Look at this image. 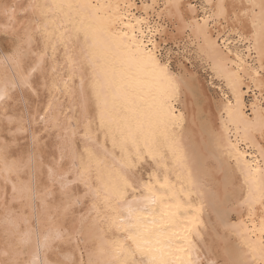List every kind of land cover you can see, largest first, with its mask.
Wrapping results in <instances>:
<instances>
[{"label":"snow or ice","instance_id":"obj_1","mask_svg":"<svg viewBox=\"0 0 264 264\" xmlns=\"http://www.w3.org/2000/svg\"><path fill=\"white\" fill-rule=\"evenodd\" d=\"M53 9H71L75 15L38 25L45 49L22 84L31 88L32 74L62 46L72 71L50 87L70 94L78 65L68 48L80 42V61L91 72L103 131L118 147L128 173L114 193L118 207L109 217L125 233L114 258L122 264H217L202 257L195 244L204 239L203 202L211 184L210 177L194 175L186 147L191 100L212 158L230 166L229 183L238 193L235 208L241 212L218 220L219 228L264 264V0H52L48 11ZM242 25L252 38L243 51L238 46L245 39ZM185 37L197 45L192 55L204 64L212 87L198 84L183 69L174 72L173 53L163 54L165 42L180 51L175 41ZM31 43L29 34L26 44ZM253 89L257 95L249 107L244 98ZM5 95L0 88V99ZM109 102L113 112L119 109L111 124L104 119ZM145 159L152 168L134 179L131 173ZM105 203L111 208L112 197ZM239 264L248 262L242 258Z\"/></svg>","mask_w":264,"mask_h":264},{"label":"bare ground","instance_id":"obj_2","mask_svg":"<svg viewBox=\"0 0 264 264\" xmlns=\"http://www.w3.org/2000/svg\"><path fill=\"white\" fill-rule=\"evenodd\" d=\"M51 3L52 0H38L37 6V0H0V88L6 89L0 99V121L7 120L8 132L29 131L31 140L14 154L2 133L6 125L0 122V264H122L114 257L125 233L112 226L109 217L118 207L114 193L122 186V176L128 173L121 166L118 147L103 131L91 72L80 61V42L72 41L68 48L78 65L70 94L53 92L50 87L54 80L64 79L72 71L62 46L57 47L54 59H46L42 71L32 74L31 88L22 84L45 49L38 25L53 17L60 23L75 15L71 9L48 11ZM241 27L245 39L238 46L243 51L252 38L248 26ZM6 33L9 38H2ZM29 34L30 47L26 44ZM175 45L181 50L177 51L171 41L161 46L165 56L173 53V71L183 69L198 84L212 87L206 80L204 64L192 55L197 45L186 37L175 41ZM184 49L189 50L188 56ZM9 57L17 62H6ZM216 88L219 85L213 91ZM26 89L42 95L34 112L28 108L31 105ZM244 91L248 93L247 88ZM256 95L253 89L244 103L250 107ZM24 105H28L27 110ZM19 106L24 111H19ZM188 112L185 142L192 170L197 179L210 177L211 184L203 202L204 239L195 241L196 247L202 257L215 259L217 264H239L242 258L248 264H259L250 249L219 228L218 220L227 221L241 212L235 208L238 193L229 183L230 166L212 158L198 120L193 119L191 100ZM118 113L119 109L112 111L109 102L105 121L111 124L118 120ZM41 116L49 122L42 121ZM13 119L18 121L16 127L10 124ZM89 137H94L95 142ZM150 168L152 161L145 159L131 175L138 179L146 176ZM7 185L10 194L6 193ZM5 194L10 195L9 200ZM106 196L112 197L111 208L105 203ZM15 200L18 207L12 204ZM75 206L79 207L76 211ZM72 208L73 215L69 212Z\"/></svg>","mask_w":264,"mask_h":264},{"label":"rangeland","instance_id":"obj_3","mask_svg":"<svg viewBox=\"0 0 264 264\" xmlns=\"http://www.w3.org/2000/svg\"><path fill=\"white\" fill-rule=\"evenodd\" d=\"M2 36V38H9V36H7V33L6 34H2L1 35ZM26 92H27V94H28V105H31V106H29L28 108H29V110L31 111V112H34V107L36 106V105H38L39 103H38V100L40 101L41 100V98H42V95H36V94H34V92H32V90L31 89H26ZM37 97H39V98H37ZM38 103V104H37ZM35 104V105H34ZM27 105V106H28ZM22 106V105H21ZM21 106H19L20 107V110L19 111H24V109L22 110L21 109ZM27 106H25L24 105V107H25V109L27 110ZM3 125H6L5 126V128L4 127H2V133H3V136H5L6 138H7V140H8V142H9V144H10V146H11V149H12V151H13V153L14 154H17V149L21 146V148L22 147H24L25 146V144L26 145H28V142H29V140H30V133H29V131H25V132H19V131H9L8 132V128H7V126H9L8 125V123H7V120H1L0 121ZM10 124H11V126H13V127H16L17 125H18V121H16V120H12L11 122H10ZM46 140H49L48 138H45ZM16 142H17V145H15L16 144ZM29 143H31V140H30V142ZM45 153L47 154V152L45 151ZM46 156V155H45ZM2 188V187H1ZM6 193H9L10 194V188H9V185H7V187H6ZM0 192H1V189H0ZM5 196H7L6 197V199L7 200H9V196L10 195H6L5 194ZM14 202H16V203H19L18 201H13L12 202V204L13 205H15L16 207H18V205H16V203L14 204ZM73 208H75L74 210L76 211L79 207H77V206H75V207H73ZM73 208L72 209H70L69 210V212L71 211V210H73ZM75 211L73 212V211H71V212H73V214L75 213ZM68 212V213H69ZM70 212V213H71ZM67 213V212H66ZM69 213V214H70ZM68 214V215H69ZM72 213H71V215H73ZM70 216V215H69ZM77 254H78V251H77ZM7 261V260H6Z\"/></svg>","mask_w":264,"mask_h":264}]
</instances>
